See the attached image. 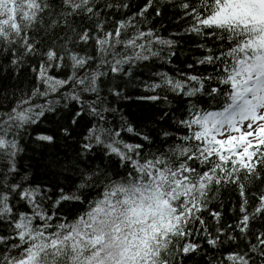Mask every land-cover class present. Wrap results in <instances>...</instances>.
Listing matches in <instances>:
<instances>
[{
    "label": "snow or ice",
    "instance_id": "6c2138e0",
    "mask_svg": "<svg viewBox=\"0 0 264 264\" xmlns=\"http://www.w3.org/2000/svg\"><path fill=\"white\" fill-rule=\"evenodd\" d=\"M0 264H264V0H0Z\"/></svg>",
    "mask_w": 264,
    "mask_h": 264
},
{
    "label": "trees",
    "instance_id": "16d2710c",
    "mask_svg": "<svg viewBox=\"0 0 264 264\" xmlns=\"http://www.w3.org/2000/svg\"><path fill=\"white\" fill-rule=\"evenodd\" d=\"M141 2H142V0H141ZM129 103L131 104V102H129ZM137 103H140V102H137ZM130 110L133 111V112L138 111L136 104H131V109Z\"/></svg>",
    "mask_w": 264,
    "mask_h": 264
}]
</instances>
